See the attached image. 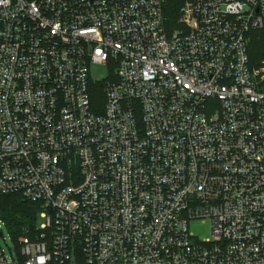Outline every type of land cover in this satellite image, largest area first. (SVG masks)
<instances>
[{"label": "built area", "instance_id": "1", "mask_svg": "<svg viewBox=\"0 0 264 264\" xmlns=\"http://www.w3.org/2000/svg\"><path fill=\"white\" fill-rule=\"evenodd\" d=\"M263 28L264 0H0V194L43 220L10 254L0 220V264H264Z\"/></svg>", "mask_w": 264, "mask_h": 264}, {"label": "trees", "instance_id": "2", "mask_svg": "<svg viewBox=\"0 0 264 264\" xmlns=\"http://www.w3.org/2000/svg\"><path fill=\"white\" fill-rule=\"evenodd\" d=\"M174 17H177L174 15ZM251 42L249 45V54L253 66H258L264 60V28L254 31L251 35ZM102 85H91L90 93L92 103L95 109L101 110L105 103V95ZM0 196H13L17 201L8 200L0 203V218L5 220L10 233L13 238L17 240L20 236L24 235L25 230H35L38 225L37 220L41 207L34 203H30L18 195H1ZM77 264H84L83 259Z\"/></svg>", "mask_w": 264, "mask_h": 264}, {"label": "rangeland", "instance_id": "3", "mask_svg": "<svg viewBox=\"0 0 264 264\" xmlns=\"http://www.w3.org/2000/svg\"><path fill=\"white\" fill-rule=\"evenodd\" d=\"M264 61V60H263ZM115 70L111 65H102V64H93L90 68V75H91V83L92 85H102V83L110 80L113 77ZM16 200L17 198L13 196H0V203L6 202L8 200ZM5 225L2 227L4 238L6 239V243L3 239H1V245L3 249L6 251L7 254H10L9 247L13 246L12 240L10 238V231L8 229L7 223L5 220L1 219ZM38 225L43 224V220L40 217L37 220ZM210 230V225L206 222L196 221L191 224V231L197 235L199 239H203L208 237Z\"/></svg>", "mask_w": 264, "mask_h": 264}]
</instances>
